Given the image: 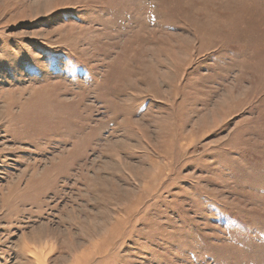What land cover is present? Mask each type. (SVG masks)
I'll return each mask as SVG.
<instances>
[{
    "label": "rangeland",
    "instance_id": "rangeland-1",
    "mask_svg": "<svg viewBox=\"0 0 264 264\" xmlns=\"http://www.w3.org/2000/svg\"><path fill=\"white\" fill-rule=\"evenodd\" d=\"M0 264H264V0H0Z\"/></svg>",
    "mask_w": 264,
    "mask_h": 264
}]
</instances>
